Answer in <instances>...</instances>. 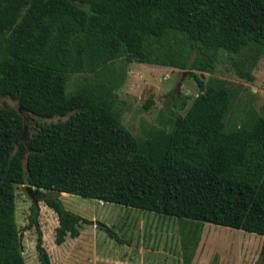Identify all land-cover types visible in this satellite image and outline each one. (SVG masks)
I'll return each instance as SVG.
<instances>
[{
    "label": "trees",
    "instance_id": "16d2710c",
    "mask_svg": "<svg viewBox=\"0 0 264 264\" xmlns=\"http://www.w3.org/2000/svg\"><path fill=\"white\" fill-rule=\"evenodd\" d=\"M246 48L264 55V0H0V95L39 117L69 115L36 122L27 151L23 116L0 106V183L49 193L42 201L57 215V245L94 223L67 209L60 193L264 236V117L250 107L239 126L225 125L238 88L204 78L221 51ZM117 59L190 70L199 92L170 129L141 140L112 110L115 82L105 91H65L69 73L115 71ZM39 215L32 204L18 232L14 205L7 212L0 205V264H26L22 231L30 228L38 264H51Z\"/></svg>",
    "mask_w": 264,
    "mask_h": 264
},
{
    "label": "rangeland",
    "instance_id": "374dc122",
    "mask_svg": "<svg viewBox=\"0 0 264 264\" xmlns=\"http://www.w3.org/2000/svg\"><path fill=\"white\" fill-rule=\"evenodd\" d=\"M112 66L116 68L115 71L69 73L65 91L71 93L82 87L105 91V89L109 90L110 84L115 82L114 95L108 97L112 102V110L117 114V111L121 113L122 123L141 140L150 137V131L157 128L170 129L177 113L184 114L192 99L199 92L196 81L190 75V70L184 71L171 66L135 61L125 62L123 59L115 60ZM237 68L244 73L251 74L252 80L241 78L237 74ZM120 69L123 75L119 79ZM204 78L208 84L214 79H220L229 81L238 88V94L233 99L230 111L224 119L225 125L239 126L250 107H254L264 117L263 54L255 58V51L249 48L243 49L239 53L221 51L215 71L204 73ZM117 79L119 80L117 81ZM185 95L191 96V99H188L185 108H181L180 104ZM0 106H9L15 109L20 107L18 100L9 95H0ZM21 115L25 119L28 132L35 129L36 122L48 123L64 120L69 116L46 118L33 115L25 110H21ZM59 198L67 209L90 218L93 222H104L112 228L121 224L151 221L174 224L180 227L179 237L183 254H191L195 243L204 245L198 256L197 264H200L199 261L202 262L201 264L207 262V264H259L258 258L264 236L257 233L209 222L198 223L156 211L105 202L77 194L60 193ZM32 204L33 201L24 190L23 184L0 183V205L4 212L8 211L9 205H14L15 228L18 232L28 223ZM39 209V222L43 232L44 245L49 252L52 264H62L64 253L61 251V246L54 243V231L58 224L57 215L42 200L39 202ZM85 225L87 224H83L82 227ZM116 231L118 232V228ZM22 232L25 262L26 264H38L36 231L34 228H30ZM101 232L104 233L103 236L111 238L104 231ZM174 233L176 239L177 231Z\"/></svg>",
    "mask_w": 264,
    "mask_h": 264
},
{
    "label": "crops",
    "instance_id": "0c3cea01",
    "mask_svg": "<svg viewBox=\"0 0 264 264\" xmlns=\"http://www.w3.org/2000/svg\"><path fill=\"white\" fill-rule=\"evenodd\" d=\"M112 229L121 240L110 236L96 222L81 227L77 237L66 236L60 244L64 253L62 264H185L186 255L191 256L189 264H197L204 247L201 242L195 243L191 254H183L180 227L166 222L128 223ZM101 231L111 238L103 236Z\"/></svg>",
    "mask_w": 264,
    "mask_h": 264
},
{
    "label": "water",
    "instance_id": "95a60500",
    "mask_svg": "<svg viewBox=\"0 0 264 264\" xmlns=\"http://www.w3.org/2000/svg\"><path fill=\"white\" fill-rule=\"evenodd\" d=\"M21 110H23V108L20 106L18 111L21 113ZM25 121V119H24ZM20 139H22L27 147V151H31V147L30 144L28 142V131H27V126L26 124H24V131L20 137ZM24 190L26 191L27 195L31 198V200L33 201V204L35 206H39V202L49 196V193L47 191H45L44 189H37L36 187H33L32 185L29 184H25L24 186Z\"/></svg>",
    "mask_w": 264,
    "mask_h": 264
}]
</instances>
